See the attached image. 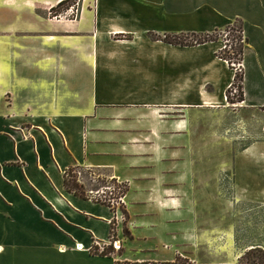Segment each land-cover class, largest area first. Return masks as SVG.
I'll return each instance as SVG.
<instances>
[{
    "label": "crops",
    "instance_id": "obj_1",
    "mask_svg": "<svg viewBox=\"0 0 264 264\" xmlns=\"http://www.w3.org/2000/svg\"><path fill=\"white\" fill-rule=\"evenodd\" d=\"M3 1L34 21L0 22V264H238L264 249L239 251L230 227L239 202L264 206V0H84L57 20ZM236 23L242 101L223 40L154 38ZM73 166L126 184L124 210L68 191Z\"/></svg>",
    "mask_w": 264,
    "mask_h": 264
},
{
    "label": "rangeland",
    "instance_id": "obj_2",
    "mask_svg": "<svg viewBox=\"0 0 264 264\" xmlns=\"http://www.w3.org/2000/svg\"><path fill=\"white\" fill-rule=\"evenodd\" d=\"M18 2H22L27 4L25 9L30 8V5H38L39 8L36 10H32V13H37L38 15L44 18H51L53 20L63 19L65 17L75 18L82 14L81 5L84 0H69L62 6H54L50 7L49 5H42L43 2L49 3V1L43 0H16ZM2 3L4 1L2 0ZM5 6L4 4H2ZM13 5V4H12ZM42 5V6H41ZM27 11H29L27 9ZM30 12V11H29ZM13 20H20V21H29L33 22L34 17L28 12H20L19 10L16 13L10 9L5 7H0V22H9ZM240 24L236 23L228 28L227 31L222 32L218 39L223 40L224 44L228 45L226 51L227 55L232 57H239L238 47L241 45L240 38H243L242 33L239 31ZM1 35V34H0ZM193 41V39H190ZM236 64V67L240 70V65L236 58L233 60ZM240 93L237 89H234L233 92L230 93L232 98H237ZM236 96V97H235ZM249 140V139H247ZM247 143V142H244ZM244 143L240 144L243 145ZM239 145H236V149ZM103 176L100 171H94L92 174L88 173L87 170H82L79 177L82 178L86 183V189L89 193L93 195H102L105 198V194L107 192L114 191L117 195H120L123 186L121 187L115 186L111 183V178L108 177V182L103 184L102 182L98 181V178ZM230 181V183H229ZM227 186L231 188L232 180L231 177H227ZM109 187V188H106ZM231 190V189H229ZM228 190V191H229ZM94 191V192H92ZM100 191V194L97 193ZM111 193H107V198L111 197ZM110 200V199H109ZM112 203L114 208L124 210V205L122 199H112ZM231 228L235 231V242L236 246L238 247L239 251L244 252L243 248L248 247L254 244H264V206L254 202H247L241 201L236 205L235 213L231 218ZM242 250H241V249ZM247 252V251H246ZM245 252V253H246ZM245 253L240 257V261L238 264H264V249L262 251H257L251 256H245ZM259 256H262L261 258ZM257 258V262L254 263L252 259Z\"/></svg>",
    "mask_w": 264,
    "mask_h": 264
},
{
    "label": "trees",
    "instance_id": "obj_3",
    "mask_svg": "<svg viewBox=\"0 0 264 264\" xmlns=\"http://www.w3.org/2000/svg\"><path fill=\"white\" fill-rule=\"evenodd\" d=\"M67 1H69V0L61 1L58 4V6L64 5ZM228 28H230V27H228ZM228 28H226L225 31H227ZM239 31L241 33H243L242 27H240ZM221 33L218 32V33L208 34V35H204V36L165 35V36H154V38L157 40H163L166 43H170V44L182 45V46H193V45L202 44V43H205L208 41L218 40V37ZM190 39H193V41H190ZM240 40H241V45L238 47L239 57L238 56L232 57V56L227 55V53H224L226 51L228 45H226V47L223 50H220V52L218 53V55L221 58L227 60L230 63L231 67H236L235 62L233 61L235 58H236V60H238V63L240 65V70L238 69L237 73H236L235 82L228 89V99L230 100V102H235L236 100H238V101L244 100V90H243L244 75L242 72V63H243V54H244V44L247 40H245L242 37L240 38ZM234 89H237V91L240 93V95L235 99L230 96V93L233 92ZM82 170L84 171L85 169L82 168L81 166H73V167L69 168L65 173V185H66V188L68 189V191H70V192H72V193H74V194H76L82 198L93 199L94 201L103 203L107 206L114 208V205L112 203V199H122V197L124 196V194L128 190V186L126 184H122V183L118 182L115 178H111V183L113 185L118 186V187H121V185L123 186L121 192L119 193L120 195H117L114 191L107 192V193L112 194V196L109 198H107V193L105 194V196H106L105 198H103L102 195H99V196L93 195L92 193H89L87 191L85 184L82 183L80 180L79 172ZM87 172L91 174L94 171L93 170H87ZM98 181L102 182L103 184H106L108 182V176H106V175L100 176L99 175ZM112 233L114 236V233H115V221L114 220L112 221ZM126 233L129 234V231H126ZM254 246L255 247L249 249L245 253V256H251L253 254H257V253H255L257 251H262V248L259 247V245H254ZM114 251H115V248H114L113 244L109 245V246H105L103 249H101V247L97 244L92 246V248H91V252L93 254L108 255V254L113 253ZM259 257L261 258L262 256H259ZM252 260L254 263L257 262V258L252 259ZM178 262L183 263V264H191L190 262H188V260H181L180 258H178ZM262 263H264V262H262Z\"/></svg>",
    "mask_w": 264,
    "mask_h": 264
},
{
    "label": "built area",
    "instance_id": "obj_4",
    "mask_svg": "<svg viewBox=\"0 0 264 264\" xmlns=\"http://www.w3.org/2000/svg\"><path fill=\"white\" fill-rule=\"evenodd\" d=\"M106 188H109V187H106ZM92 192H94V191H92ZM97 193L100 194V191H97ZM112 244L116 250H119L121 248V244H120L119 240H114L112 242ZM76 248L83 249V246L81 244H77Z\"/></svg>",
    "mask_w": 264,
    "mask_h": 264
}]
</instances>
